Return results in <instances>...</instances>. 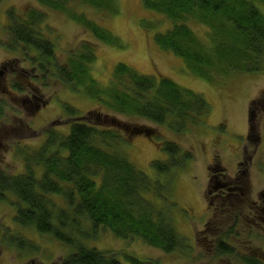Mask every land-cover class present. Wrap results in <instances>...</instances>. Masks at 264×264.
<instances>
[{"label": "rangeland", "instance_id": "obj_1", "mask_svg": "<svg viewBox=\"0 0 264 264\" xmlns=\"http://www.w3.org/2000/svg\"><path fill=\"white\" fill-rule=\"evenodd\" d=\"M107 8L70 0L66 11H60L37 0H0V69L3 70L0 74V169L10 175L26 172L27 164L34 162L46 144L49 129H67L73 111L84 114L99 105L98 100L88 97L82 89H73L58 80L52 83L49 79L48 85L40 80L33 84L34 77H40L43 71L31 72L33 67L21 53L3 46L11 40L8 33L11 13L18 21H26L32 11H39L44 15L36 24L38 34L54 44L59 63L66 62L85 40L93 41L97 58L91 72L103 85L109 82L117 63L123 62L140 73L168 76L182 87L199 93L207 102L208 109L200 115L199 124L181 134L144 119L134 122L138 123L136 126L148 127L149 135L135 130L129 133L133 125L121 131L130 137L119 150L147 174L153 187L160 189V195L155 193L156 189L144 195L169 213L184 240L182 245L165 253L139 238H118L103 227L99 228L93 245L100 250H121L124 255L161 264H243L232 263L214 250L217 239L225 237L232 226L233 233L227 240L236 245L241 256L243 253L264 256L261 221L255 218L258 223H253L248 214L242 215L252 201L264 207V59L259 71L217 73L211 80L203 79L190 72L183 59L156 44L155 33L171 26L162 14L146 8L142 0H113L111 9ZM81 17L118 36L121 46L98 41ZM190 24L201 40L207 41L206 26ZM15 82L25 90L15 92L12 89ZM256 99L259 102L252 108L251 103ZM98 110L116 119L128 120L103 106ZM252 125L257 133L254 140L249 138ZM166 141L177 143L179 150L166 151ZM153 161L170 163V169H157ZM213 174L219 183H232L233 192L238 195L236 201L218 192L220 187L209 186ZM51 196L57 206L65 205L62 196ZM5 200L0 201V264H60L72 252L70 246L51 233L18 225L15 221L17 199L9 194ZM258 215H264V211Z\"/></svg>", "mask_w": 264, "mask_h": 264}, {"label": "trees", "instance_id": "obj_2", "mask_svg": "<svg viewBox=\"0 0 264 264\" xmlns=\"http://www.w3.org/2000/svg\"><path fill=\"white\" fill-rule=\"evenodd\" d=\"M37 1L66 11L70 0ZM80 1L107 9L113 3V0ZM142 2L171 23L165 31L155 33L156 44L183 59L187 69L200 78L211 80L217 73L259 71L264 59V0ZM39 13L32 11L26 21H18L11 13L8 26L11 40L5 43L6 48L27 58L33 67L31 72L43 71L40 77H34L33 84L40 80L48 85L49 79L52 83L58 80L73 89H82L88 97L98 100L99 105L84 114L73 111L67 129H49L46 144L34 162L27 164L26 172L10 175L0 169V201L14 195L18 202L15 216L18 225L51 233L72 248L60 264H161L124 255L121 250H100L92 242L103 227L118 238H139L165 253L182 245L184 240L169 213L144 195L155 189L160 195V189L153 187L147 174L119 148L126 143L129 133L143 127L136 126L134 120L164 125L178 134L199 124L200 115L208 109L207 102L199 93L182 87L168 76L140 73L123 62L117 63L109 82L103 85L91 72L97 58L93 41L85 40L66 62L59 63L54 44L38 34L36 24L44 15ZM80 20L98 41L121 46L119 37L108 29L84 17ZM191 22L206 26L207 41L201 40ZM35 48L37 53L28 54ZM12 89L22 92L25 87L15 82ZM258 102L253 100L251 107ZM100 106L128 120L116 119L98 110ZM1 109L0 102V112ZM130 125L133 127L129 133L123 134L122 128L127 130ZM256 136L252 125L249 138L254 140ZM164 149L175 153L179 146L166 141ZM152 165L164 171L170 169V163L153 161ZM231 188L224 196L236 201L238 195ZM51 195L62 196L65 205L57 206ZM233 230L231 226L225 237L217 239L215 253L232 263L264 264L257 255L241 256L234 250L227 240Z\"/></svg>", "mask_w": 264, "mask_h": 264}, {"label": "flooded vegetation", "instance_id": "obj_3", "mask_svg": "<svg viewBox=\"0 0 264 264\" xmlns=\"http://www.w3.org/2000/svg\"><path fill=\"white\" fill-rule=\"evenodd\" d=\"M9 15H10V13H9ZM10 25V24H9ZM37 31H39L38 29H37ZM3 46L5 47V43H3ZM34 48V47H33ZM32 49V48H31ZM33 53L32 54H34V53H37V50H36V48L35 49H33V50H31ZM16 53H18V52H16ZM28 54H31L30 53V51H28ZM23 56V55H22ZM30 56V55H29ZM24 60L25 61H28L27 60V58H25L24 57ZM5 62H7V61H4V63ZM24 68V67H23ZM0 74H3V70L2 69H0ZM37 76V75H36ZM32 86H34V85H31V87ZM25 90V89H24ZM34 95V94H33ZM153 131V130H152ZM148 134V133H147ZM149 135V134H148ZM211 181H212V183L209 185V186H214L213 188H218V187H220V189H218V192H224L225 194H222V195H226V194H228V192H225V189H229V188H231V184L232 183H225V182H221V183H219V181L217 180V175H215V174H213V179H211ZM228 186V187H227ZM225 187H227V188H225ZM221 188H223V190L221 189ZM232 189V188H231ZM233 190V189H232ZM209 192H211V190L209 189ZM254 201H252V203L250 204V206L249 207H247V209L245 210V213H242V215L243 214H248L249 215V217H251V221L253 222V223H258V221H257V219L258 220H260L261 221V223H262V228H264V215H261V216H259L258 215V213L260 212V211H264V207L263 208H261V207H259L258 206V203H253ZM255 218H257V219H255ZM228 243L230 244V245H232V247L234 248V250H236V245H234L233 243H231L229 240H228ZM239 243H240V241H239ZM214 249H215V247H214ZM243 254H246V253H243ZM248 254V253H247ZM257 257L259 258V260L262 262V263H264V256H260L259 254L257 255Z\"/></svg>", "mask_w": 264, "mask_h": 264}, {"label": "water", "instance_id": "obj_4", "mask_svg": "<svg viewBox=\"0 0 264 264\" xmlns=\"http://www.w3.org/2000/svg\"><path fill=\"white\" fill-rule=\"evenodd\" d=\"M149 128L146 127V126H143L142 128H140L139 130H136L137 133H144V132H147L149 134Z\"/></svg>", "mask_w": 264, "mask_h": 264}]
</instances>
